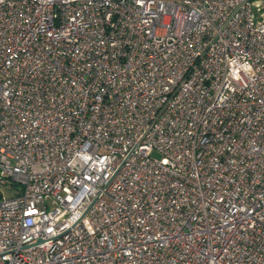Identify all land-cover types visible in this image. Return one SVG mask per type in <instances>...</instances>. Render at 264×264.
Instances as JSON below:
<instances>
[{
    "label": "built area",
    "instance_id": "2783aa9c",
    "mask_svg": "<svg viewBox=\"0 0 264 264\" xmlns=\"http://www.w3.org/2000/svg\"><path fill=\"white\" fill-rule=\"evenodd\" d=\"M0 264H264V0H0Z\"/></svg>",
    "mask_w": 264,
    "mask_h": 264
},
{
    "label": "rangeland",
    "instance_id": "374dc122",
    "mask_svg": "<svg viewBox=\"0 0 264 264\" xmlns=\"http://www.w3.org/2000/svg\"><path fill=\"white\" fill-rule=\"evenodd\" d=\"M154 155L158 156V153L155 152ZM12 190L5 186L4 187V195H5V197H9L10 198V197L14 196L15 194H14V192H12Z\"/></svg>",
    "mask_w": 264,
    "mask_h": 264
}]
</instances>
